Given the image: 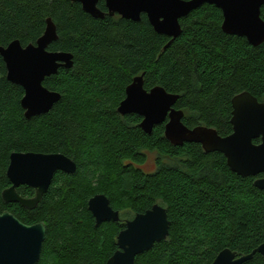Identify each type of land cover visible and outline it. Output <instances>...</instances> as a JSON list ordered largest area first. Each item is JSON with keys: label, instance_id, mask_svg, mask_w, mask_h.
<instances>
[{"label": "trees", "instance_id": "obj_1", "mask_svg": "<svg viewBox=\"0 0 264 264\" xmlns=\"http://www.w3.org/2000/svg\"><path fill=\"white\" fill-rule=\"evenodd\" d=\"M96 18L72 0H0V45L23 46L43 35L47 19L59 38L50 51L73 55L70 69L60 68L44 85L62 96L46 114L25 117L24 89L7 79L0 55V214L10 211L26 224L44 222L46 239L36 264H106L117 250V236L133 219L160 204L170 224L167 239L136 258L135 264H212L229 248L250 254L264 243V189L257 177L234 172L221 152H205L196 142L172 144L164 124L145 132L138 114L118 112L126 88L144 76L148 91L164 87L180 97L190 128L205 125L222 136L233 132L232 100L244 91L264 101V43L222 29L223 11L205 3L183 17L181 34L158 33L143 14L140 21ZM264 20V5L261 8ZM256 139L255 143H259ZM13 152L62 153L74 173L58 171L35 209L7 203V176ZM155 156L156 169L142 165ZM26 198L35 189L23 185ZM105 194L120 220L97 225L89 200ZM244 264H264L256 252Z\"/></svg>", "mask_w": 264, "mask_h": 264}, {"label": "water", "instance_id": "obj_2", "mask_svg": "<svg viewBox=\"0 0 264 264\" xmlns=\"http://www.w3.org/2000/svg\"><path fill=\"white\" fill-rule=\"evenodd\" d=\"M72 1L80 2L83 10L96 18L106 16L98 6L101 0ZM205 3L215 4L223 11L224 32L246 37L254 46L264 43L261 16L264 0H105L111 16L140 21L145 14L158 33L171 37L167 46L181 34L180 20ZM58 38L57 25L48 18L45 32L35 43L23 46L20 40H14L7 46L0 45L7 79L25 91L21 105L27 119L50 112L61 99L59 92L44 85L46 78L58 74L60 68L70 69L74 65L71 53L49 50ZM179 97L162 86L148 91L144 87V76L139 75L127 86L118 112L123 116L140 115V127L149 134L156 125L164 124L165 136L174 145L196 142L207 153H223L229 167L242 177L264 174V101L248 91L237 94L232 100L233 132L222 136L215 128L205 125L188 127L183 122V110L175 108ZM256 139L260 142L255 143ZM76 169L77 164L62 153L13 152L7 169L11 186L3 191L2 197L7 203L16 202L27 209H35L49 190L56 172L74 173ZM23 185L34 188L36 195L32 198L20 195L17 188ZM255 185L264 189V176L257 178ZM88 204L97 225L120 220V212L112 207L105 194L95 195ZM170 224L167 210L160 204L137 213L119 232L118 250L106 264H135L138 255L168 238ZM45 239L44 222L30 225L10 211L0 214V264H36ZM256 252L264 256V243L242 256L225 248L212 264H244Z\"/></svg>", "mask_w": 264, "mask_h": 264}, {"label": "rangeland", "instance_id": "obj_3", "mask_svg": "<svg viewBox=\"0 0 264 264\" xmlns=\"http://www.w3.org/2000/svg\"><path fill=\"white\" fill-rule=\"evenodd\" d=\"M146 172H153L156 169L155 156L150 154L147 161L141 166Z\"/></svg>", "mask_w": 264, "mask_h": 264}, {"label": "flooded vegetation", "instance_id": "obj_4", "mask_svg": "<svg viewBox=\"0 0 264 264\" xmlns=\"http://www.w3.org/2000/svg\"><path fill=\"white\" fill-rule=\"evenodd\" d=\"M63 172H64V171H63ZM56 173H57V172H56ZM261 177H263V176H261ZM257 178H259V177H257ZM17 189H18V188H17ZM35 195H36V191H35ZM35 195H34V196H35ZM129 220H131V219H129ZM127 221H128V220H126V222H127ZM126 222H125V223H126ZM121 231H122V230H121ZM117 247H118V246H117ZM117 250H118V248H117ZM117 250H116V251H117ZM116 251H115V252H116ZM115 252H114V253H115ZM261 255H262V254H261ZM238 256H239V255H238ZM240 256H242V255H240ZM262 256H263V255H262ZM263 258H264V256H263Z\"/></svg>", "mask_w": 264, "mask_h": 264}]
</instances>
